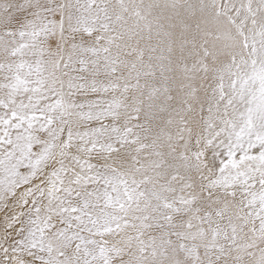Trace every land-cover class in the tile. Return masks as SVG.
I'll return each instance as SVG.
<instances>
[{"label": "snow or ice", "instance_id": "6c2138e0", "mask_svg": "<svg viewBox=\"0 0 264 264\" xmlns=\"http://www.w3.org/2000/svg\"><path fill=\"white\" fill-rule=\"evenodd\" d=\"M0 264H264V0H0Z\"/></svg>", "mask_w": 264, "mask_h": 264}]
</instances>
